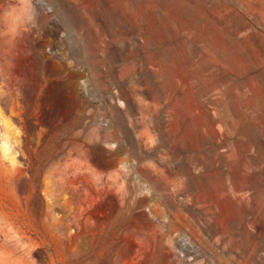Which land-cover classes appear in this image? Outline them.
<instances>
[{
	"label": "rangeland",
	"instance_id": "1",
	"mask_svg": "<svg viewBox=\"0 0 264 264\" xmlns=\"http://www.w3.org/2000/svg\"><path fill=\"white\" fill-rule=\"evenodd\" d=\"M0 264H264V0H0Z\"/></svg>",
	"mask_w": 264,
	"mask_h": 264
},
{
	"label": "bare ground",
	"instance_id": "2",
	"mask_svg": "<svg viewBox=\"0 0 264 264\" xmlns=\"http://www.w3.org/2000/svg\"><path fill=\"white\" fill-rule=\"evenodd\" d=\"M179 219V218H178Z\"/></svg>",
	"mask_w": 264,
	"mask_h": 264
}]
</instances>
